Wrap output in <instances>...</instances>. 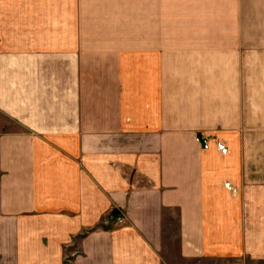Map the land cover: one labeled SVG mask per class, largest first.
<instances>
[{"label":"crops","instance_id":"obj_1","mask_svg":"<svg viewBox=\"0 0 264 264\" xmlns=\"http://www.w3.org/2000/svg\"><path fill=\"white\" fill-rule=\"evenodd\" d=\"M172 232L264 264V0H0V264H172Z\"/></svg>","mask_w":264,"mask_h":264},{"label":"rangeland","instance_id":"obj_2","mask_svg":"<svg viewBox=\"0 0 264 264\" xmlns=\"http://www.w3.org/2000/svg\"><path fill=\"white\" fill-rule=\"evenodd\" d=\"M199 139H201L203 143V147L208 148L210 143L208 140V137L205 134H200ZM218 147L221 152L227 153L229 151V148L223 144L219 143ZM226 186L230 188L233 192H236L237 189H235L230 183H227ZM173 233V232H172ZM173 237L169 238V240L165 241V248H164V254L166 258L172 263V264H180V260L176 256V247H177V240L174 238V233L172 234ZM167 242V243H166ZM65 264H71V257H66ZM183 264V263H182ZM190 264H205V263H200V262H194Z\"/></svg>","mask_w":264,"mask_h":264},{"label":"built area","instance_id":"obj_3","mask_svg":"<svg viewBox=\"0 0 264 264\" xmlns=\"http://www.w3.org/2000/svg\"><path fill=\"white\" fill-rule=\"evenodd\" d=\"M125 220L124 215L121 213H112V218L107 217L104 220L105 225L114 226L123 223Z\"/></svg>","mask_w":264,"mask_h":264},{"label":"trees","instance_id":"obj_4","mask_svg":"<svg viewBox=\"0 0 264 264\" xmlns=\"http://www.w3.org/2000/svg\"><path fill=\"white\" fill-rule=\"evenodd\" d=\"M114 212H115V213H117V212H118V210H114Z\"/></svg>","mask_w":264,"mask_h":264}]
</instances>
